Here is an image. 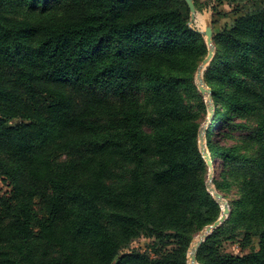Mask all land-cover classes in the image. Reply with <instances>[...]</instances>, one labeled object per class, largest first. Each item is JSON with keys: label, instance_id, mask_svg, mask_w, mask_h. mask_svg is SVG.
<instances>
[{"label": "trees", "instance_id": "trees-1", "mask_svg": "<svg viewBox=\"0 0 264 264\" xmlns=\"http://www.w3.org/2000/svg\"><path fill=\"white\" fill-rule=\"evenodd\" d=\"M247 4L213 36L205 138L234 195L223 225L257 242L219 253V226L199 264H264V0ZM188 20L184 0H0V264H186L220 216L198 141L207 46ZM140 236L152 255L121 253Z\"/></svg>", "mask_w": 264, "mask_h": 264}, {"label": "rangeland", "instance_id": "rangeland-1", "mask_svg": "<svg viewBox=\"0 0 264 264\" xmlns=\"http://www.w3.org/2000/svg\"><path fill=\"white\" fill-rule=\"evenodd\" d=\"M247 1L248 0H223L221 2H216L215 0H193L194 4L196 5L197 12H196L195 21L193 22L191 27H193L196 30H203L205 25L207 23H210L211 28H212V32H213V36H215L216 34L220 33L225 28V26L231 25L232 21H234L238 16L242 15L244 12L248 11L252 7L251 4H247ZM213 8L215 9V11H213ZM201 61L199 62V64L201 63ZM210 62L205 67L203 74L205 73L206 69L209 67ZM196 70H197V68H196ZM195 75H196V71H195ZM195 75H194V81L196 82ZM203 81L205 83V86L210 89L209 85L207 84V82L205 80L204 75H203ZM203 99L205 101L206 107H205V112H201L199 115L200 119H201L199 129L201 127L206 126L209 120L211 122V120H212L211 118L213 117L212 116L213 114L210 113L207 109V102H206L207 100H206L205 96H203ZM213 111H214V109H213ZM16 123H18L17 120H14L11 122V124H16ZM208 127H210V124L208 125ZM208 127H207V129H208ZM207 129H206V131H207ZM218 129H219V126L216 125V126L211 127L209 129V131L212 132V139L213 140H219V143L221 146L230 145V144H234V143L238 142L236 140V137H238V135H239L238 133H233L232 138L222 139L221 137H218V135H216ZM206 131L204 134L205 146H206V138H205ZM207 155L210 159V153L208 151H207ZM218 162H219V159L217 157H214L211 160L212 169L208 168V173H211V171H213L212 186L215 188V190L218 193H220L223 196V199L225 201H227V203L229 205V214H230V211H231L230 201H231L232 197H234L232 191H229L228 194H226V196H225L224 193H221L216 188V185L213 182V180L215 178V173L217 172V163ZM8 190H9V187L0 181V195L4 194ZM212 198H213V196H212ZM214 201L217 203V210L218 211L216 213L217 214L219 213V215H220L221 214V206L223 205V203H222V201H220V203H221V206H220V204L215 199H214ZM229 214H228V216H229ZM228 216H227L226 220L228 219ZM224 223H225V221L220 225L219 228H217L214 231L215 235H216V237L214 239V247L217 249V251L219 253L243 255L249 251V246L256 245V242H257L256 238H254V237L250 238V244H247L242 230L238 229L237 227H233V225H231V224H227L224 226L223 225ZM205 227H203L199 232H197L193 236L192 240L185 246L184 254L186 257V264H191L190 258H189V251L191 250L192 245H193L196 237L201 233V231ZM205 240L201 244H203L205 242ZM152 245H153V243H152L151 239H149L147 236H140V237L134 239L130 243V246L127 249L122 250L121 253H125V252H129V251L134 250V251L146 252V253H149L152 255V253H153L152 249H151ZM173 246H175V245L170 242L169 247H173ZM198 249H199V247H198ZM196 254H197V252H196ZM195 263L199 264L198 261H195Z\"/></svg>", "mask_w": 264, "mask_h": 264}, {"label": "water", "instance_id": "water-1", "mask_svg": "<svg viewBox=\"0 0 264 264\" xmlns=\"http://www.w3.org/2000/svg\"><path fill=\"white\" fill-rule=\"evenodd\" d=\"M184 2H185L186 6L188 8V11H189V20L187 22L188 27L190 29L202 34L204 37V40H205V44L207 46V54L204 57V59L201 61V63L198 65L197 70H196V75H195L196 82L195 83H196L197 89L200 92V94L205 96V98L207 100L206 102H207L208 111L213 114L214 106H213L212 97H211V90L205 86V83L203 81V71L205 70V67L209 64V62L213 58L214 51H215V46L213 44V32H212L211 24L207 23L203 30H196L193 27H191V25L195 21L197 10L195 8L193 0H184ZM209 124H210V120L208 121L206 126L201 127L199 129L198 141H199L200 152H201L202 156L204 157L208 168L212 169L211 160L209 159V157L207 155V150H206L205 141H204V134H205V131H206ZM212 179H213V171H211V173H208V176H207V179L205 182V186L207 188V191L220 204V206H221L220 201H223V205L221 206V214L218 217V219H216L212 224L207 225L202 230V231H205L206 235H205V238L202 239V241L198 244L197 249L201 245V243L213 232V230H215L217 227H219L226 220V218L229 214V205H228L227 201H225L223 199V196L220 193H218L215 190V188L212 186ZM197 249L195 250L194 255H192V257H191L193 261L196 260Z\"/></svg>", "mask_w": 264, "mask_h": 264}, {"label": "bare ground", "instance_id": "bare-ground-1", "mask_svg": "<svg viewBox=\"0 0 264 264\" xmlns=\"http://www.w3.org/2000/svg\"><path fill=\"white\" fill-rule=\"evenodd\" d=\"M222 203H223V201H222ZM205 235H206L205 231H202V232L196 237V239H195V241H194V243H193V245H192V248H191V250L189 251V258H190V262H191V264H197V263H195L196 260L193 261L191 257H192V255H194L195 250L197 249L198 244L202 241V239L205 238Z\"/></svg>", "mask_w": 264, "mask_h": 264}]
</instances>
